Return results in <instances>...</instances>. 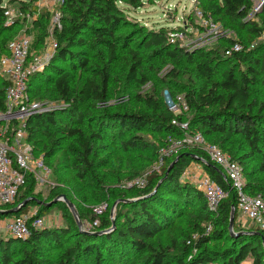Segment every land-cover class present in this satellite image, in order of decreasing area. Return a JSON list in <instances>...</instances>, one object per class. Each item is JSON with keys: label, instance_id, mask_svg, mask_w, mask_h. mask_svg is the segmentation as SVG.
I'll return each instance as SVG.
<instances>
[{"label": "trees", "instance_id": "trees-1", "mask_svg": "<svg viewBox=\"0 0 264 264\" xmlns=\"http://www.w3.org/2000/svg\"><path fill=\"white\" fill-rule=\"evenodd\" d=\"M143 1L65 0L62 28L54 32L57 48L53 62L62 59L68 68H57L55 77L34 73L29 79L28 93L32 100L55 98L64 102L58 109L33 115L26 127L27 141L33 145L36 156L42 155L49 168L51 159L58 157L54 174L65 180L68 190L57 192L55 197L65 195L80 218L86 219L72 192L73 183L89 177L98 187H108L106 177L100 174L109 165L104 157L107 136L116 135L123 152L151 151L158 159V149L169 137L183 136L172 123L177 118L189 122L190 132H201L207 141L229 153L243 167L246 193L264 199V101L252 95L256 83H264V44H253L264 32V4L249 19L254 12V0H199L202 10L240 36L237 41L243 49L226 56L225 49L233 39L208 50L189 52L170 43L169 31L164 27L147 30L136 24L122 33L125 18L120 4L139 8ZM14 2L24 14L37 11L35 0H0V59L9 54L7 43L16 24H8L5 12L8 4ZM46 15L49 16L48 12ZM142 45L151 50L148 58L155 57V63L170 66L162 81L187 80L184 99L189 111L185 113L190 112V117L169 110L154 90L139 96L144 102L141 108L121 105L108 109L111 84L117 75L127 86H144L153 78L146 69V62L149 64L151 59L147 60L141 52ZM75 46L86 47L92 53L75 51L72 49ZM30 57L31 54L29 61ZM185 60L192 70L183 67ZM152 65L149 64L150 69ZM40 80L46 81L45 84L38 86ZM47 81L51 86H46ZM8 84L0 76V112L6 109ZM238 138L241 145L237 144ZM177 156L178 161L167 173ZM177 156L167 159L160 167L162 172L154 171L143 186H131L126 193L114 197L115 201L126 198L131 201L119 203L126 209L119 210L110 233L95 234L112 226L110 216L101 218L95 232H82L74 216L64 212L65 226L32 227L30 235L22 239L0 237V264H124L131 261V255L139 256L136 264H213L220 257L226 261L219 264H242L247 260L264 264V230L239 232L244 230L236 223L239 213L236 193L233 191L218 211L212 212L203 193L181 180L192 163H199L213 180L228 188L220 167L199 147L184 149ZM66 169L72 170L68 178L63 176ZM138 175L134 172L128 179L134 180ZM35 183L34 175L28 174L25 190L21 192L24 185L14 202L2 208L12 209L28 198L31 201L16 214L0 213V218L19 215L36 204L38 216L46 213L48 205H39L32 197ZM61 206L69 210L65 202ZM233 207L237 236H232L229 230ZM95 219L91 217L92 221ZM192 220L196 222L191 230L188 227ZM209 224L212 229L207 231ZM202 229L210 235L198 238L197 252L192 254L187 241L192 233ZM220 238L229 239L228 246L211 250L209 243ZM107 255L113 258L112 263L105 262Z\"/></svg>", "mask_w": 264, "mask_h": 264}, {"label": "rangeland", "instance_id": "rangeland-1", "mask_svg": "<svg viewBox=\"0 0 264 264\" xmlns=\"http://www.w3.org/2000/svg\"><path fill=\"white\" fill-rule=\"evenodd\" d=\"M8 1V0H6ZM55 0H35V5L37 11L33 14L31 12L22 13L19 9V4L17 2L8 4V20L11 23H15L14 30L11 32L12 36L9 39L15 37L28 35L32 40L31 47V57L30 61L37 67L36 73L44 74L48 78L49 76L55 77L57 68L66 69L68 68V63L62 59H59L53 62V57L56 54L51 52L53 43L56 41L55 35L53 33L55 29V16L56 13L63 15V6L55 4ZM255 8L254 12L249 16V19H253L255 13L260 9L259 5L263 0H254ZM120 6L124 10V24L122 26V33H127L133 28L136 24L143 25L147 30H159L161 27L167 28L168 31L179 28L180 24H183L185 20L190 24L191 29L186 32V36L183 40L178 42L181 48H186L189 52H194L196 50H208L219 45L221 42L229 41V39L240 40V36L237 35L232 29L223 26L227 30V34L224 36H211L205 29L199 27V21L195 16V5L192 0H144L143 5L139 8H132L128 5ZM259 8V9H258ZM257 11H256V10ZM46 12L49 16L47 17ZM18 20V21H15ZM36 22L39 26L36 25ZM46 34L45 36H42ZM259 42V38H256L253 43ZM75 51L82 50L83 53L91 55L92 51L86 47L75 46L72 48ZM141 52L148 59H151L149 64H153L152 69L149 68V64L146 62V69L150 70V75L153 77L147 85L138 86L133 84L132 86H127L124 82V79L117 75V80H114L111 84L110 90V99L106 103V106L109 110H114L118 106H136L143 107L144 102L139 99V96H143L147 92L155 91L158 95V99L162 103L166 104L171 100H177L178 98H184V94L187 89H184V86L188 84L187 80L177 81H162L166 77L167 72L169 71V65H159L155 63V57L148 58L150 49L146 45L140 47ZM53 62V63H52ZM52 63V64H51ZM171 63V62H169ZM188 66V67H187ZM183 67H186L188 70L193 69L192 65L186 60L183 63ZM224 69V68H223ZM221 69L219 73L223 71ZM48 70V71H47ZM220 77V75L218 76ZM44 80H40L38 86L45 84ZM46 86H51V82L47 81ZM194 88V87H192ZM253 97H257L260 100L264 101V83L258 82L252 88ZM44 103H50L53 108L58 109L61 107L63 102L61 99L51 98L46 101H41ZM64 103V102H63ZM92 113H96V109L92 110ZM191 114L185 113V117H190ZM119 138L116 135L107 136L106 138V151L104 152V157L108 158L109 165L100 171V174H104L107 180V188H100L97 183L88 178L81 179L79 182H75L72 192L80 201L81 208L87 215V218L82 220L80 219V226L76 220L75 215L68 207V211L62 208L63 200L57 201L54 205H48L52 200L57 198L55 197L56 193L64 192L68 190V185L65 180L56 174H54V168L57 166L58 157L51 159V173L49 176L43 180H35V190L32 193V197L36 198L39 205L47 204L48 210L46 213L42 214V218L45 220L44 227H61L66 225V218L64 217V212L66 215L74 216L76 220L77 227L82 232H95L99 226L101 218L110 216L112 222L116 224V216L119 210L126 209L124 206L120 207L121 203H126L131 201V199H120L115 201L114 197L119 196L122 192L126 193L130 186L128 185L131 180L128 177L134 172H138V178L144 180L152 174L155 170L157 157L153 155L151 151H130L123 152L120 144ZM237 144L241 145V139H236ZM245 150V149H244ZM242 151V153L244 152ZM63 168V167H62ZM195 172H200V168L196 167ZM67 173L63 176L68 178L72 174L71 169H66ZM157 172V171H156ZM161 169L160 172L161 173ZM182 181L190 183L196 187V183L190 181V175L183 174ZM70 186V185H69ZM26 188V185L22 188L23 192ZM197 189V187H196ZM113 190L114 193L110 194L109 191ZM54 195V199H53ZM85 200V201H83ZM195 202H198L197 199ZM37 205V204H36ZM30 206L27 210H34L38 213V206ZM50 206V207H49ZM186 208H184L185 210ZM195 212L196 208H193ZM95 216V220H91V217ZM196 220H192V225H189L188 228L191 230L195 224ZM235 222V220H234ZM188 223V222H187ZM236 223L239 224L240 228H243L244 231H239L240 233L247 232L249 230H254V226L242 220L240 214L236 219ZM112 226L108 229H111ZM106 229V230H108ZM114 230V228L112 229ZM230 234L232 236H237L239 232L233 228L230 229ZM97 232V231H96ZM110 233V232H109ZM7 232L3 226L0 224V237L7 236ZM209 236L206 229H202L198 232L192 233L191 239L187 242L192 246V254L197 252L195 248V243L197 242L200 236ZM229 244V239L220 238L214 239L209 243L211 250L219 251L227 247ZM188 256L187 258H189ZM139 259V256L131 255V261L124 264H136V261ZM113 258L110 256H105L106 263H112ZM226 261L224 258L216 259L213 264H219ZM88 262H91L90 260ZM115 264V262L113 263ZM242 264H252V260H247Z\"/></svg>", "mask_w": 264, "mask_h": 264}, {"label": "built area", "instance_id": "built-area-1", "mask_svg": "<svg viewBox=\"0 0 264 264\" xmlns=\"http://www.w3.org/2000/svg\"><path fill=\"white\" fill-rule=\"evenodd\" d=\"M192 1L195 5V16L199 21V27L204 28L205 32L214 37L227 34V30L220 22L215 21L210 14L202 10L199 0ZM54 2L63 6L65 0H55ZM262 3L264 0L260 3L259 8ZM5 14L8 17V9ZM62 16L60 13H56V26L53 33L56 29L62 28ZM8 24L12 23L8 20ZM190 29V24L185 20L183 24L179 25V28L169 31L168 40L172 44H178ZM258 38L259 42L264 44V32ZM31 47L30 36L15 37L7 43L9 54L0 59V76L9 81L6 89V109L0 112V210H4L3 206L14 202L21 187L25 185L28 174H33L36 179L43 180L51 173L43 156H36L33 145L27 141L26 127L29 118L55 109L50 103L32 100L29 96L28 82L30 77L37 72V67L29 61ZM56 48L55 41L50 53L55 52ZM242 49L243 45L234 40L225 49V55L230 56ZM63 104L62 102L61 105ZM167 106L175 114L189 111V105L184 98H178L176 101L171 100ZM172 123L180 128L183 136L169 137L166 143L158 149L155 170L159 171L167 159L177 156L184 149L201 148L208 159L220 167L229 184V187L225 188L217 183L207 174L201 164L198 167L201 170L199 173L195 172L192 167L185 170L184 173L190 175V181L195 182L197 189L203 193L208 209L217 212L221 203L234 191L237 195V210L241 219L251 223L257 230H264V199L260 195L253 196L246 193L243 167L218 145L207 141L201 132H190L187 120L180 121L174 118ZM144 184V179L135 178L128 185L141 187ZM0 224L9 236L22 239L30 235L32 227H44L45 220L42 216H38L36 211L29 210L19 215L0 218ZM211 229L212 226L209 224L207 231Z\"/></svg>", "mask_w": 264, "mask_h": 264}, {"label": "water", "instance_id": "water-1", "mask_svg": "<svg viewBox=\"0 0 264 264\" xmlns=\"http://www.w3.org/2000/svg\"><path fill=\"white\" fill-rule=\"evenodd\" d=\"M264 3L261 4V7L263 6ZM179 157L177 156L173 162L170 164V166L168 167V170H167V173L169 172V170L172 168V166L178 161ZM60 200H63L67 205L68 207L70 208V210L73 212V214L75 215L76 217V220L80 226V219H79V216H78V213H77V210H76V207L75 205L69 200L66 198L65 195H61V196H58L57 198H55L54 200H52L50 203H48V205H52L53 203H56L57 201H60ZM31 201L30 198L28 199H25L23 200V202H21L19 205H17L16 207L12 208V209H9V210H0V213H4V214H16L18 212H20L29 202ZM235 213H236V209L235 207L232 208V211H231V217H230V225H229V228L232 229L233 228V225H234V217H235ZM115 227V222L113 221L112 222V228L111 229H108V230H101V231H97L95 232V234L97 235H101V234H105V233H109L112 231V229Z\"/></svg>", "mask_w": 264, "mask_h": 264}, {"label": "crops", "instance_id": "crops-1", "mask_svg": "<svg viewBox=\"0 0 264 264\" xmlns=\"http://www.w3.org/2000/svg\"><path fill=\"white\" fill-rule=\"evenodd\" d=\"M189 167H192L194 170H197L196 167H200L199 163H192Z\"/></svg>", "mask_w": 264, "mask_h": 264}]
</instances>
